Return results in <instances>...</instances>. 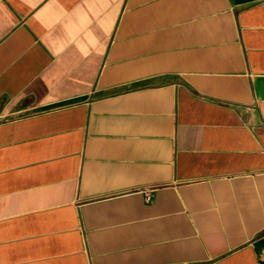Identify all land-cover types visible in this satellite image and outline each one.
Here are the masks:
<instances>
[{"label":"crops","instance_id":"crops-1","mask_svg":"<svg viewBox=\"0 0 264 264\" xmlns=\"http://www.w3.org/2000/svg\"><path fill=\"white\" fill-rule=\"evenodd\" d=\"M0 264H264V0H0Z\"/></svg>","mask_w":264,"mask_h":264}]
</instances>
